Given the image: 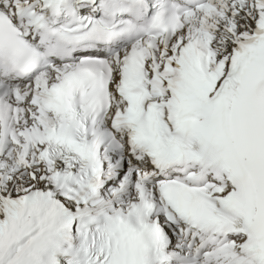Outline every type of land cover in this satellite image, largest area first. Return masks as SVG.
<instances>
[{"label": "snow or ice", "instance_id": "6c2138e0", "mask_svg": "<svg viewBox=\"0 0 264 264\" xmlns=\"http://www.w3.org/2000/svg\"><path fill=\"white\" fill-rule=\"evenodd\" d=\"M0 264H264V0H0Z\"/></svg>", "mask_w": 264, "mask_h": 264}]
</instances>
